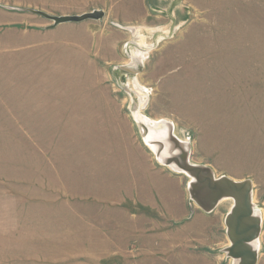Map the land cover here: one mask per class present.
<instances>
[{"label": "rangeland", "instance_id": "374dc122", "mask_svg": "<svg viewBox=\"0 0 264 264\" xmlns=\"http://www.w3.org/2000/svg\"><path fill=\"white\" fill-rule=\"evenodd\" d=\"M185 1L189 18L153 45L140 26L166 20L156 17L151 0H0V47L25 59V50L45 39L46 92L86 93L77 104L81 121L61 122L66 106L47 97L44 134L36 141L20 134L17 193L4 194L9 209L0 211V264L234 263L224 252L232 201L210 214L189 203V178L173 169L161 172L157 160L140 154L117 105L107 109L104 100L90 97L88 71L71 69L61 55L63 44L47 42L80 38L97 50L96 37L91 42L71 30L80 23L48 30L52 22L33 10L57 16L103 10L102 20L87 23L121 31L127 39L133 35L142 45H127V52L119 45L118 52L123 64L134 62L128 69L137 78L129 86L139 95L134 111L138 123L149 127V143L167 130L154 119L173 121L179 136L196 140L193 162L210 163L218 176L258 183L253 201L264 221V0ZM39 30L43 36L31 35ZM118 52L109 48L100 55L112 60ZM123 73L116 69L114 87L104 88L125 91ZM61 76L71 80H55ZM149 94L144 115L140 109ZM146 144L155 157L159 146L154 151ZM259 249L258 264H264V222Z\"/></svg>", "mask_w": 264, "mask_h": 264}, {"label": "crops", "instance_id": "0c3cea01", "mask_svg": "<svg viewBox=\"0 0 264 264\" xmlns=\"http://www.w3.org/2000/svg\"><path fill=\"white\" fill-rule=\"evenodd\" d=\"M151 2L153 4L149 5L152 6L151 10L155 12L156 17H161L163 20H166V22L163 21L161 23L159 21L158 25H153L150 23L151 21H149V23L147 22L146 24L140 26L142 30H145L143 33L146 36V41L150 43L149 39L151 37L154 38V42L152 43L154 45L157 41H159L158 37L161 33L165 35L164 31H168V34H170L173 29H177L181 24L186 22V19L189 18V13L191 10L186 5L185 0H151ZM167 8H173V12L167 13ZM87 22L88 21L81 22L80 25L71 27V30L77 31L79 34H87V36L91 38V42L95 36L96 42L98 44L97 50H92L90 45H83L81 42H79L80 40H78L80 38H75L73 42L69 43L66 39L49 38L47 42H59L63 44L61 55L65 56V62L70 65L71 69L83 66L88 71L89 78L92 83L91 88L89 89L90 97L104 100L105 103H107V109L113 108L117 105L118 113L126 120L128 126L127 131L130 133L133 139V144L140 154L146 156L147 159L149 156L151 161L157 160L163 166L161 167V172L169 170L172 172V174H174L171 168L164 166L162 162L156 157V155L153 157L148 151L149 147L147 146L143 137V135H145L144 129L142 125H140L134 119L132 114L133 109H136L135 107H137V104L140 100L137 91L133 89L132 85L129 86V84L133 83V80L137 78L131 79L133 76L131 74L132 69H128V66L131 64L133 66L134 62L132 63L128 60L123 64L125 57L122 56V53L119 54L118 47L119 45H124V48L126 49L125 46L130 44H142H139L133 35H130V38L127 39L124 38V33L121 31L113 30L110 27L98 28V26L101 25H91ZM45 28L46 27L40 29L45 30ZM52 28L55 27H48V30ZM125 28L129 29L128 27ZM42 30H39L40 32H33L31 35L43 36ZM48 30H45L44 33L48 34ZM115 31H118L119 33ZM25 33L30 34L29 31ZM109 48L112 52H118L117 59L109 60L108 57L100 55V53H102L104 50H107L108 52ZM28 49L29 50H25V59H19L15 55V49L9 48L8 46L0 47V211L1 213L5 214H7V210L9 209L7 204L9 199H6V204L4 205V194L8 195L10 193L9 196H15L17 191L14 190V188L18 187L17 183H19L18 148L20 145V134H22L23 138L25 137L30 141H36V136H39L41 131L44 134L46 125L49 122L48 114L46 112L47 97H53L56 100L59 99V101H56L55 103L58 104L61 102L66 106L65 113L61 115V122L69 123L81 121V118L76 113L77 104L82 103V98L85 97L84 95H86V93H84L82 90L75 88H64L54 92L52 95L47 93L46 40L44 39L41 42L30 46ZM88 49L90 50L89 53ZM93 51L94 55L92 57L91 53ZM75 54L78 55L77 59L72 58V56ZM145 59H147V57L137 60H142L143 62L146 61ZM116 69L124 71L123 75H125L123 77V81L126 80V85L123 83V81L122 83L127 87L125 91L119 90V94H116L114 89L109 90L104 88V86L108 87L109 85L111 88L114 87V84L116 83L114 72ZM91 73L93 75H91ZM71 76L76 78L74 74ZM55 80L60 82H68L71 80V77L61 76ZM117 83L119 84L120 80H118ZM147 96V104L142 109H140V112L144 115H147L145 111L149 105L150 94ZM65 117H70V119ZM148 117L152 119V117ZM154 120H158L159 122L165 119L160 118ZM167 121L169 120L167 119ZM169 122H171L174 126L175 135L182 142L188 143L190 145V160L193 162L192 157L195 152L196 140H194L191 135L188 137L179 136L176 133V124L173 121ZM188 134L190 133L188 132ZM204 165L212 167L216 173V168L210 163H204ZM178 176H180V174ZM252 182L253 191L255 193L257 191L256 188L258 183L254 179ZM184 189L185 199L190 203V199L187 197V187L184 186ZM11 199L12 197H10V200ZM167 208L169 212L172 211V209L170 210L169 204H167ZM10 210L12 213V204H10ZM10 225H13L11 218ZM229 244L230 242L228 240L226 247Z\"/></svg>", "mask_w": 264, "mask_h": 264}, {"label": "water", "instance_id": "95a60500", "mask_svg": "<svg viewBox=\"0 0 264 264\" xmlns=\"http://www.w3.org/2000/svg\"><path fill=\"white\" fill-rule=\"evenodd\" d=\"M33 12L51 21L52 27L64 23L99 21L105 17L103 10L60 16L38 10ZM157 125L167 130L152 140V143L159 146L155 155L159 159L165 151L162 164L189 178L187 190L190 200L208 214L214 212L223 200H232V206L224 221L230 242L224 249L227 257L236 264H258L260 252L258 241L262 234L263 218L255 210L252 180H235L226 175L217 176L212 167L191 162V147L175 135L173 124L162 120ZM142 127L147 136L150 132L149 127L145 124H142Z\"/></svg>", "mask_w": 264, "mask_h": 264}, {"label": "bare ground", "instance_id": "6f19581e", "mask_svg": "<svg viewBox=\"0 0 264 264\" xmlns=\"http://www.w3.org/2000/svg\"><path fill=\"white\" fill-rule=\"evenodd\" d=\"M130 29H131V28H130ZM131 31H132V30H131ZM132 32H133V31H132ZM134 83H135V82H134ZM132 85H133V84H132ZM132 113H133L135 119L137 120V122H139V120H138L139 117H138V115L136 114V112L134 111V109H133V112H132ZM141 116H142V115H141ZM145 118H146V117H145ZM140 120H141V119H140ZM143 137H144L145 141H146V142H147V143H148V144L154 149V151H155V148H156L155 144H154V143H149V139L151 138V135H150V138L148 137V135H147V136H146V135H143ZM156 149H157V151L159 150L158 148H156ZM163 155H166V154H165V151L162 152V155H161V157H160V159H161L160 161H163V159H162V158H163V157H162ZM172 169H173V168H172ZM226 200H229V199H225V200H223V201H226ZM223 201H222V202H223ZM231 201H232V200H231ZM222 202H221V203H222ZM221 203H220V204H221ZM232 203H233V202H232ZM232 203H231V206H232ZM256 213L260 214V212H258V211H256ZM260 215H261V214H260ZM258 247H260V240L258 241ZM233 262H234L233 264H236L235 261H233Z\"/></svg>", "mask_w": 264, "mask_h": 264}]
</instances>
